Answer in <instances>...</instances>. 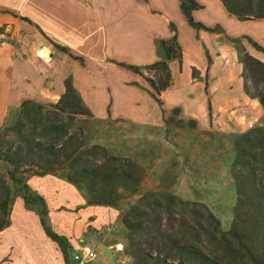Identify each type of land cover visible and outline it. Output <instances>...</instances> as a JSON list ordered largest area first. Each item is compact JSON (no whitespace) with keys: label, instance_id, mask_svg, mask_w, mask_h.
Listing matches in <instances>:
<instances>
[{"label":"crops","instance_id":"crops-1","mask_svg":"<svg viewBox=\"0 0 264 264\" xmlns=\"http://www.w3.org/2000/svg\"><path fill=\"white\" fill-rule=\"evenodd\" d=\"M195 1L191 17L201 28L190 25L179 0H0V124L24 101L56 102L67 79L95 121L162 127L167 110L188 105L189 114L197 106L196 114L210 123L215 106L241 95L242 66L232 68L224 58V41L243 35L247 22L218 0ZM247 25L253 33L264 29ZM173 36L181 60L167 62L172 84L159 104L143 76L126 66L164 60L161 45ZM60 178L31 174L26 184L44 200L46 227L66 245L50 237L35 208L17 194L0 230V264H80L73 256L82 244L110 256L93 264H116L114 239L117 228L124 231L125 211L86 204Z\"/></svg>","mask_w":264,"mask_h":264},{"label":"trees","instance_id":"trees-1","mask_svg":"<svg viewBox=\"0 0 264 264\" xmlns=\"http://www.w3.org/2000/svg\"><path fill=\"white\" fill-rule=\"evenodd\" d=\"M179 1L190 25L201 28L191 17V12L198 6L196 1ZM218 1L238 21H264V0ZM247 40L264 53V48L249 38ZM161 46L164 60L140 68L126 66L143 76L159 104L158 96L172 84L167 62L181 60V49L174 36ZM242 63L252 82L253 97L264 112V63L249 54L242 57ZM145 70L154 71V75L146 76ZM64 85V93L56 102L49 103L47 109L41 103L22 102L14 114L11 128L19 142L6 148L0 143V161L7 166L5 175L0 174V230L7 224L11 200L5 178L18 188L26 206L35 208L44 230L60 246L66 245V240L46 227L44 200L28 187L26 176H59L79 189L86 204L106 206L116 205L124 195L138 194L142 181V172L135 170L132 164L117 167L111 162L112 159L117 161L113 157L106 163L86 158L99 146L92 145L83 150L63 122L64 118L72 120L76 115L91 116V113L69 79ZM233 151L230 165L235 193L232 220L229 228L219 233L214 254L174 240L155 243L147 240L158 220V215L150 212L153 211L152 202L159 203L150 198L151 192H147L139 196L136 204H129L121 218L127 231L125 251L133 264H264V126L234 136Z\"/></svg>","mask_w":264,"mask_h":264},{"label":"rangeland","instance_id":"rangeland-1","mask_svg":"<svg viewBox=\"0 0 264 264\" xmlns=\"http://www.w3.org/2000/svg\"><path fill=\"white\" fill-rule=\"evenodd\" d=\"M246 22L264 25L261 20ZM247 24L242 29L243 35L224 41L228 46L224 58L229 60L232 68L234 65L242 66L239 75L241 95L233 104L215 106L210 123L207 118L203 122L196 114L197 106L192 107L195 114H189L188 105L167 110L164 125L150 129L126 123L95 121L85 115H76L72 120L64 118V125L68 126L83 150L92 145L99 146L93 155L86 157L88 160L106 163L113 157L117 159L111 160L113 165L126 167L132 164L135 170L142 172L139 193L124 195L112 207L126 212L128 205L136 204L141 194L151 192L150 198L159 201L158 204L152 202L153 211L150 210L158 215L154 230L150 231L147 239L151 243L174 240L214 254L219 233L230 226L235 202L230 177L233 138L250 128L264 126V112L253 97L252 82L242 63L245 54L264 63V53L256 50L247 40L249 38L264 48V29L259 35L253 33L252 26ZM215 54L220 56L222 51L218 49ZM144 73L146 76L154 75V71L150 70ZM192 75L195 72L192 71ZM42 105L47 109L49 103ZM18 109L10 112L0 124V143L5 148L19 142V137L11 129ZM6 169L7 166L0 161L2 176ZM4 180L10 199L21 194L16 186ZM74 188L81 195L79 189ZM121 227L124 231L117 228L114 239L115 261L116 264H133L125 251L127 231L122 223ZM107 257L110 256L106 253L96 254L94 260L85 264Z\"/></svg>","mask_w":264,"mask_h":264},{"label":"built area","instance_id":"built-area-1","mask_svg":"<svg viewBox=\"0 0 264 264\" xmlns=\"http://www.w3.org/2000/svg\"><path fill=\"white\" fill-rule=\"evenodd\" d=\"M96 253L89 244H82L79 251L74 254L73 259L80 264L88 263L94 260Z\"/></svg>","mask_w":264,"mask_h":264},{"label":"bare ground","instance_id":"bare-ground-1","mask_svg":"<svg viewBox=\"0 0 264 264\" xmlns=\"http://www.w3.org/2000/svg\"><path fill=\"white\" fill-rule=\"evenodd\" d=\"M256 33L259 34V35H262V32L260 30H257ZM41 54H42V52H41Z\"/></svg>","mask_w":264,"mask_h":264}]
</instances>
